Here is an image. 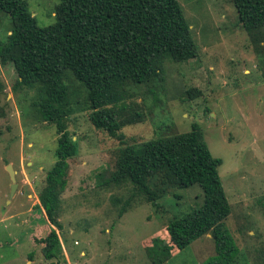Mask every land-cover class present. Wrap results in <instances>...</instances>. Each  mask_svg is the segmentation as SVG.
Masks as SVG:
<instances>
[{"label":"rangeland","instance_id":"rangeland-1","mask_svg":"<svg viewBox=\"0 0 264 264\" xmlns=\"http://www.w3.org/2000/svg\"><path fill=\"white\" fill-rule=\"evenodd\" d=\"M27 1L39 25L55 22L60 0ZM179 2L198 55L182 62L167 59L163 78L136 85L137 95L127 102L139 104L145 119L122 132L127 144L138 145L200 123L213 155L223 160L219 173L232 205L226 224L238 248L234 264H264V29L259 34L246 31L232 0ZM11 27L10 15L0 12V40ZM0 78L6 84V114L0 118V264H47L39 237L52 226L39 194L56 161L59 136L54 124L34 122L29 92L14 91L18 74L12 63L0 62ZM69 82L73 94L84 92L76 79ZM69 131L78 153L69 159L62 194L61 262L154 264L147 247L156 237L170 244L169 221L202 203V188L180 189L153 178L154 187L166 189L160 206L144 196L135 198L130 183L107 184L125 144L95 127L87 110L70 116ZM10 164L18 183L13 197ZM127 201L130 205L120 216ZM215 254L209 233L182 251L174 247L163 264H201Z\"/></svg>","mask_w":264,"mask_h":264},{"label":"trees","instance_id":"trees-1","mask_svg":"<svg viewBox=\"0 0 264 264\" xmlns=\"http://www.w3.org/2000/svg\"><path fill=\"white\" fill-rule=\"evenodd\" d=\"M232 1L243 28L261 33L264 0ZM0 12L12 20L7 38L0 40V62L15 67L18 78L13 89L29 92L34 122L54 124L59 136L56 161L39 194L46 221L52 226L45 237L36 236L47 264H63L58 232L62 194L68 185L69 159L78 153L69 118L83 110L90 111L95 127L125 144L107 184L130 183L135 198L144 196L158 207L166 189L154 187L153 178L180 189L198 184L203 190L202 203L169 221L170 244L156 237L147 247L153 263H165L174 247L182 251L210 233L216 254L201 264H234L238 248L226 224L232 205L219 173L223 160L213 155L200 123H193L190 131L138 145L127 144L122 132L125 126L145 119L139 104L127 102L137 95L136 85L163 78L167 59L182 62L198 55L179 0H60L55 6L56 20L47 26L39 25L27 0H0ZM71 78L81 83L84 92L72 93ZM5 89L0 78V118L6 114ZM129 205V201L123 205L120 216Z\"/></svg>","mask_w":264,"mask_h":264},{"label":"water","instance_id":"water-1","mask_svg":"<svg viewBox=\"0 0 264 264\" xmlns=\"http://www.w3.org/2000/svg\"><path fill=\"white\" fill-rule=\"evenodd\" d=\"M8 171L10 173L11 179H12V187H11V197H13L17 187H18V183L16 182V175H15V170L13 168V165L10 164L8 165Z\"/></svg>","mask_w":264,"mask_h":264}]
</instances>
